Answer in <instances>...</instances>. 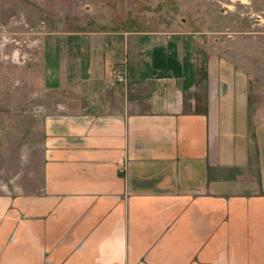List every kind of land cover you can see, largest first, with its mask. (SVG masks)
<instances>
[{
    "label": "crops",
    "instance_id": "0c3cea01",
    "mask_svg": "<svg viewBox=\"0 0 264 264\" xmlns=\"http://www.w3.org/2000/svg\"><path fill=\"white\" fill-rule=\"evenodd\" d=\"M200 42L43 38L42 85L60 98L41 116L37 185L0 191V264H264V104Z\"/></svg>",
    "mask_w": 264,
    "mask_h": 264
},
{
    "label": "rangeland",
    "instance_id": "374dc122",
    "mask_svg": "<svg viewBox=\"0 0 264 264\" xmlns=\"http://www.w3.org/2000/svg\"><path fill=\"white\" fill-rule=\"evenodd\" d=\"M64 31L189 33L244 68L264 104V0H0V191L41 177V116L60 98L42 85L43 38Z\"/></svg>",
    "mask_w": 264,
    "mask_h": 264
},
{
    "label": "built area",
    "instance_id": "2783aa9c",
    "mask_svg": "<svg viewBox=\"0 0 264 264\" xmlns=\"http://www.w3.org/2000/svg\"><path fill=\"white\" fill-rule=\"evenodd\" d=\"M117 77L119 80H124L125 79V74L123 70H118L117 71Z\"/></svg>",
    "mask_w": 264,
    "mask_h": 264
}]
</instances>
